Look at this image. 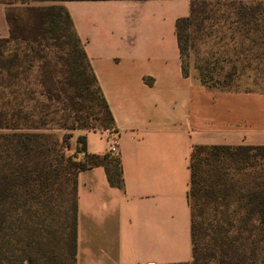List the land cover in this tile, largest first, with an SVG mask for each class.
Returning <instances> with one entry per match:
<instances>
[{
	"label": "crops",
	"instance_id": "crops-1",
	"mask_svg": "<svg viewBox=\"0 0 264 264\" xmlns=\"http://www.w3.org/2000/svg\"><path fill=\"white\" fill-rule=\"evenodd\" d=\"M70 16L113 128L86 132L89 154L117 142L123 188L78 173L76 264H185L192 258V146H264V93L208 90L181 68L175 22L188 0L51 3ZM0 3V39L9 36Z\"/></svg>",
	"mask_w": 264,
	"mask_h": 264
},
{
	"label": "trees",
	"instance_id": "trees-1",
	"mask_svg": "<svg viewBox=\"0 0 264 264\" xmlns=\"http://www.w3.org/2000/svg\"><path fill=\"white\" fill-rule=\"evenodd\" d=\"M6 1L0 3L7 5ZM188 1L189 16L175 22L185 77L193 32L201 33L211 21L224 29L219 32L224 52L215 64L222 61L230 67L221 81L217 68L205 60L204 66L196 67L197 81L208 90L238 92L232 89L234 82L249 71L259 69L264 75V0ZM13 11L7 6L9 36L0 39V47L26 39V25ZM26 11L37 22L46 13L44 25L59 32L48 38L66 45L70 58L79 54L75 57L85 65L106 112L110 128L104 130L112 129L111 114L67 11L58 5L29 6ZM33 129L26 111L0 105V264H76V177L101 167L109 185L122 189L121 161L110 152L89 154L85 137L78 138L82 160L58 156L47 143L50 136ZM189 174L192 258L185 264H264V146H192Z\"/></svg>",
	"mask_w": 264,
	"mask_h": 264
},
{
	"label": "rangeland",
	"instance_id": "rangeland-1",
	"mask_svg": "<svg viewBox=\"0 0 264 264\" xmlns=\"http://www.w3.org/2000/svg\"><path fill=\"white\" fill-rule=\"evenodd\" d=\"M6 3L26 25V39L0 47V105H6L7 109L19 107L30 114L33 132L50 136L47 143L56 155L63 153L82 160L83 155L77 153L81 149L78 138L84 137L86 132L110 128L90 75L85 65H80L82 61L75 57H79L77 52L72 59L66 45L48 38L58 36L59 32H51L44 25L42 20L46 13L37 22L26 11L29 6H51L50 1L8 0ZM221 30L223 26L214 25L212 21L205 24L201 33L194 30L184 60L192 78L197 80L196 67L204 66L205 60H210L211 68H217L221 81L228 72L230 66L226 62L215 64L216 58H221L224 52L223 43L219 42ZM233 86L236 91L264 93V75L259 69L249 71ZM55 160L54 156L53 163L57 164Z\"/></svg>",
	"mask_w": 264,
	"mask_h": 264
},
{
	"label": "built area",
	"instance_id": "built-area-1",
	"mask_svg": "<svg viewBox=\"0 0 264 264\" xmlns=\"http://www.w3.org/2000/svg\"><path fill=\"white\" fill-rule=\"evenodd\" d=\"M109 152L112 155H117V142L115 139H113V141L111 142V144L109 146Z\"/></svg>",
	"mask_w": 264,
	"mask_h": 264
}]
</instances>
